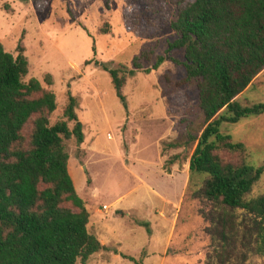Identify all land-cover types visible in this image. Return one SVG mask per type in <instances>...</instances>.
<instances>
[{
    "label": "rangeland",
    "instance_id": "obj_1",
    "mask_svg": "<svg viewBox=\"0 0 264 264\" xmlns=\"http://www.w3.org/2000/svg\"><path fill=\"white\" fill-rule=\"evenodd\" d=\"M188 1L0 0V43L14 56L21 44L26 79L55 94L51 123L64 119L68 92L78 100L84 140H64L68 170L92 216L90 232L106 243L86 264H204L214 254L208 229L216 211L195 193L203 177L189 172L196 142L187 133L198 137L203 128L198 93L177 84L185 70L169 59L182 60L181 54L169 52L155 70L130 72L141 52L153 53L143 68L166 54L175 38L171 22ZM114 68L128 71L123 99L109 72ZM236 100L264 102V69ZM68 124L71 129L74 122ZM221 129L245 144L248 163H264V113ZM263 192L264 175L249 197ZM243 217L236 211L235 218ZM241 263L264 264V256L249 247Z\"/></svg>",
    "mask_w": 264,
    "mask_h": 264
},
{
    "label": "trees",
    "instance_id": "obj_2",
    "mask_svg": "<svg viewBox=\"0 0 264 264\" xmlns=\"http://www.w3.org/2000/svg\"><path fill=\"white\" fill-rule=\"evenodd\" d=\"M170 26L175 38L166 54L143 68L153 53L141 52L130 72L155 70L169 52L181 54L182 60L169 56L185 70L177 84L197 90L203 120L198 137L187 133L188 142H196L189 172L203 177L195 193L216 211L208 229L214 254H207L204 264H231L233 259L242 264L249 247L264 256V192L249 197L264 175V163H248L245 144L221 127L264 113V102L236 100L264 69V0H190ZM24 52L18 44L14 56L0 43V264H86L106 247L88 230L90 212L68 170L64 140H84L78 100L68 92L64 119L51 123L56 96L38 79H26ZM122 69L109 72L123 99L128 71ZM45 83L52 85L50 74ZM69 122H74L71 129ZM236 211L244 214L242 220L235 218Z\"/></svg>",
    "mask_w": 264,
    "mask_h": 264
},
{
    "label": "crops",
    "instance_id": "obj_3",
    "mask_svg": "<svg viewBox=\"0 0 264 264\" xmlns=\"http://www.w3.org/2000/svg\"><path fill=\"white\" fill-rule=\"evenodd\" d=\"M91 220H92V216L89 217V222H88V226H87L88 227V230H89V226H90ZM89 232H90V230H89ZM90 233H92L93 235H95L98 238V240L100 241V243L102 245L106 246V243L101 239V235H100L99 232H97V231H94V232L91 231Z\"/></svg>",
    "mask_w": 264,
    "mask_h": 264
}]
</instances>
